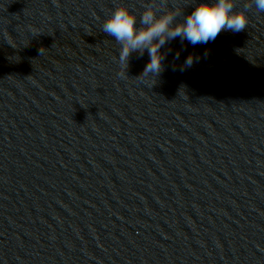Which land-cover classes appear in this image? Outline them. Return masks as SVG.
<instances>
[{"label": "clouds", "instance_id": "1", "mask_svg": "<svg viewBox=\"0 0 264 264\" xmlns=\"http://www.w3.org/2000/svg\"><path fill=\"white\" fill-rule=\"evenodd\" d=\"M235 3L236 0H214L212 3L202 0L182 21L176 22L180 12L169 9L160 12L155 6V0H151L139 15L141 27H137L138 16L135 11L126 5L115 7L104 20L102 31L114 37L120 45L119 64L123 72L119 74H126L133 52H138L142 57L147 51L150 57L137 78L150 75L157 77L164 70L162 62L165 54L161 48L169 41L179 37L181 42L187 40L192 45L207 44L214 41L221 31H243L249 23L246 10L251 9L252 4L245 2V10L234 11ZM253 3L257 12H264V0H253ZM42 48L39 49L40 53ZM176 58H179L178 53ZM196 59L190 54L183 67H191Z\"/></svg>", "mask_w": 264, "mask_h": 264}]
</instances>
